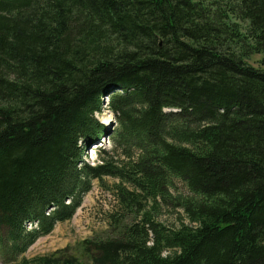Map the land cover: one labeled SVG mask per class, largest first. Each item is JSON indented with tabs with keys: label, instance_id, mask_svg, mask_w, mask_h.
<instances>
[{
	"label": "trees",
	"instance_id": "16d2710c",
	"mask_svg": "<svg viewBox=\"0 0 264 264\" xmlns=\"http://www.w3.org/2000/svg\"><path fill=\"white\" fill-rule=\"evenodd\" d=\"M105 177L121 182L106 237L24 256ZM0 256L264 264V0H0Z\"/></svg>",
	"mask_w": 264,
	"mask_h": 264
},
{
	"label": "rangeland",
	"instance_id": "374dc122",
	"mask_svg": "<svg viewBox=\"0 0 264 264\" xmlns=\"http://www.w3.org/2000/svg\"><path fill=\"white\" fill-rule=\"evenodd\" d=\"M261 55L255 54L248 59V62L254 66H260ZM119 91V90H118ZM117 92V91H116ZM109 94L103 96V107L105 101L109 103ZM110 131L115 130L118 127L117 117L116 123L110 122L105 125ZM103 143H99L100 151L103 153L107 148V144L112 140L105 138L101 140ZM93 148L97 146L93 145ZM90 149L85 162L97 163L98 155H90ZM92 154V153H91ZM121 183L119 179L112 177H105L102 181H95L92 189L84 196L81 207L77 210L74 217L65 222L58 223L55 229L47 234L40 236L33 245L29 247L24 254L27 258H32L38 255H44L52 253L58 249L69 247L74 249L75 246L84 239L93 237H106L110 230V215L116 212L120 208V202L117 199L115 187ZM172 195L178 199L180 196L191 195L185 182L179 179L174 180V185L171 188ZM179 212H182L179 215ZM179 219L184 216L182 209L178 208L171 202H160L158 205V218L164 220L170 225H177ZM185 217V216H184ZM185 222L189 223V220L185 218ZM30 227V225H29ZM0 264H13L8 263L0 256Z\"/></svg>",
	"mask_w": 264,
	"mask_h": 264
},
{
	"label": "clouds",
	"instance_id": "9594fccd",
	"mask_svg": "<svg viewBox=\"0 0 264 264\" xmlns=\"http://www.w3.org/2000/svg\"><path fill=\"white\" fill-rule=\"evenodd\" d=\"M95 118H97L99 120L100 123L104 124V125H108L110 122H115L116 123V114L112 111L110 105L107 103V101H105V105L104 107L99 111L94 113ZM101 143H103L101 141ZM111 147V143L109 142L107 144V148ZM91 153L94 156L95 150L94 149H90ZM85 160L88 159V157H84Z\"/></svg>",
	"mask_w": 264,
	"mask_h": 264
},
{
	"label": "bare ground",
	"instance_id": "6f19581e",
	"mask_svg": "<svg viewBox=\"0 0 264 264\" xmlns=\"http://www.w3.org/2000/svg\"><path fill=\"white\" fill-rule=\"evenodd\" d=\"M108 94H109V93H108ZM111 94H112V93H110L109 95H111ZM90 153H91V152H90ZM95 153H96V152H95ZM95 153H94V154H95ZM92 155H93V154H92Z\"/></svg>",
	"mask_w": 264,
	"mask_h": 264
}]
</instances>
